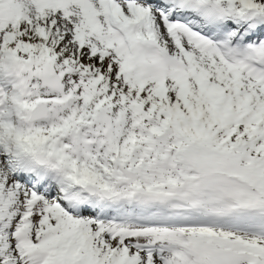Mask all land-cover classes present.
<instances>
[{
  "label": "snow or ice",
  "instance_id": "obj_1",
  "mask_svg": "<svg viewBox=\"0 0 264 264\" xmlns=\"http://www.w3.org/2000/svg\"><path fill=\"white\" fill-rule=\"evenodd\" d=\"M0 264H264V0H0Z\"/></svg>",
  "mask_w": 264,
  "mask_h": 264
}]
</instances>
